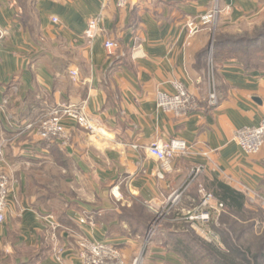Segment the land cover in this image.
Listing matches in <instances>:
<instances>
[{"label": "crops", "instance_id": "1", "mask_svg": "<svg viewBox=\"0 0 264 264\" xmlns=\"http://www.w3.org/2000/svg\"><path fill=\"white\" fill-rule=\"evenodd\" d=\"M216 2L225 8L223 27L264 11V0H134L122 8L105 0H0V137L14 138V126L70 104L84 106L98 129L90 133L65 120L71 144H56L69 161L73 194L52 209L37 201L26 174L37 161L53 159L49 142L34 130L16 138L19 145L15 141L8 152L23 160L14 165L17 173L23 169L15 178L5 163L14 179L0 223V264H81L75 253L80 234L120 247L129 259L141 235L132 206L150 211L166 204L200 164L203 178L264 197V146L250 155L235 139L238 129L264 117V72L220 61L214 66L219 103L209 106L216 27L203 26L194 35L187 28ZM97 15L101 29L90 43L85 30ZM107 41L115 47L106 48ZM205 50L210 54L201 62ZM178 82L198 101L186 115L157 104L159 92L173 93ZM173 138L185 140L191 153L165 169L146 147ZM58 248L65 249L61 260ZM151 253L159 259L153 264L177 262L164 249Z\"/></svg>", "mask_w": 264, "mask_h": 264}, {"label": "rangeland", "instance_id": "2", "mask_svg": "<svg viewBox=\"0 0 264 264\" xmlns=\"http://www.w3.org/2000/svg\"><path fill=\"white\" fill-rule=\"evenodd\" d=\"M223 25H225L224 20L219 17L216 27L218 30V34L222 33V36L220 38H223L225 40L227 38L233 39L242 36L254 37V35L258 34L264 28V11L254 19L230 24V26L228 27H223ZM215 32L216 31H214L212 47L214 53L216 52L215 55H217L218 58L221 56L220 53L228 52L227 54L238 56L239 58L237 59L240 60L242 64L247 65V67L258 68L264 71V65H257L258 62L264 63V40L262 44H257V46L253 47H249L248 45L244 44L235 45L233 43H229L224 47L217 49L214 47ZM216 37L218 38L219 35H217ZM227 58L229 57H223L221 60H225ZM51 116L52 112H50L43 118L33 121L34 123H36L35 127L38 128L41 124L43 125L44 122L49 120ZM66 128L68 131V127ZM33 130L35 131V129H32L25 133L21 132L22 134L17 133L15 134L14 138L10 137V139H8L7 135L0 137V144L4 142V147L6 150V155L3 162L1 163V167L3 168V171L9 176V192L10 185L14 177L17 178L19 172H21L23 169V166H20V171H18L17 173V170H19V168L16 169L17 167L14 165H20L21 161L23 160L19 161L11 157L12 154H10L8 151L10 147H13L17 137L25 135ZM36 134L39 136L37 132ZM68 135L69 137L63 141H60L56 138L43 139L49 143H56L57 141H60L65 148L71 144V136L69 131ZM15 144L16 146H18L19 141H16ZM53 153L55 156L52 160L50 159L48 162L42 163L44 162L43 159V161L41 160L42 164L37 161L38 163L32 165L30 169H26L28 181L33 187V191L37 196V201H47L46 207L49 209H52V205H58L59 201H65L67 197H72L73 194V189L71 186L72 181L70 180L71 169L69 168V161L65 159L67 160L65 168L60 163V161L64 160L62 154L55 151ZM6 162L11 166V172L13 173L11 174L14 175L13 178L12 175L8 174L5 170ZM63 168L67 169V171L63 172ZM203 173L204 172L199 174L197 177L192 179L189 184H187L185 190L183 191V195L181 196L182 201H178V203L173 207H171V204H163L159 208L151 209L149 212L144 210L145 214L143 212V217L145 218V223H147L148 226L144 227L142 225V227H140L141 235L139 238L137 249L132 253L129 259L127 258V256H125L120 247L107 241H97L87 237L86 235L80 234L76 238L75 253L78 259L81 261V264H84L80 256V243L81 241H83V239H87L92 242L107 243L109 245L115 246L122 253L126 264L156 263V261L159 259L153 258L152 256L154 254L152 255L151 253L154 247L164 249L167 252L169 251V253L172 254V258L177 261L176 263L171 264H212L206 258L207 254L203 247H201V244L202 242L212 243L217 245L218 248L222 249L224 246L221 240V233L223 234V230L228 231L232 239L242 246H251L253 249L259 247L262 239L264 238V197L260 193H254L241 189L246 193L248 198L246 208L243 213H230L226 208L224 210L223 206L222 210L216 212L212 220L208 223H204L196 217L194 219L190 218L191 216H196L200 210L199 206L203 198V194L200 192V188H204V192L206 194H212L210 191H208L207 188H205L203 184H197V181H201ZM216 202L218 201L214 198V200L212 201L213 207ZM131 209H135V206L133 205ZM134 211L139 214V211H137L136 209ZM175 212H182L181 214L184 215V219L177 221L171 220L170 217ZM81 222L86 221L83 218ZM136 224L137 223H135V226ZM183 231L186 232L185 236L177 234L178 232L181 233ZM178 240H183L191 248V253L188 254L189 257L175 250L176 241ZM64 250V248H58L55 250V256H57L59 260L62 259ZM155 255L159 254L156 253ZM136 260L138 261L135 263Z\"/></svg>", "mask_w": 264, "mask_h": 264}, {"label": "built area", "instance_id": "3", "mask_svg": "<svg viewBox=\"0 0 264 264\" xmlns=\"http://www.w3.org/2000/svg\"><path fill=\"white\" fill-rule=\"evenodd\" d=\"M106 2H113L119 8L126 7L130 5L134 0H105ZM225 11V8L220 7L216 2L215 6L208 12L200 15L198 18H192L187 21V28L190 35L197 33L203 26L210 25L215 28L220 15ZM57 21V19H54ZM102 20V15H97L92 17L87 24L85 30V37L91 43L100 33V23ZM113 41H107L105 43L106 48L112 49L115 47ZM71 74L76 77L78 71H72ZM208 105L216 106L219 103V97L217 93V86L215 81V70L213 57L210 56L209 66H208ZM175 91L173 93H167L164 91L159 92L157 104L158 106L166 112H171L176 115H186L189 112L197 108V98L193 93H191L187 87L178 82L174 85ZM52 116L49 120L45 121L40 127H35L36 123L28 122L22 126H14V130L17 133H25L29 130L35 129L41 138H56L60 141L65 140L69 137L67 131V125L65 120L69 119L74 121L80 127L88 129L90 133H97L98 129L93 125L91 118L85 111L84 106L80 105H65L53 109ZM23 127V129H22ZM21 133V134H22ZM235 139L241 146L246 154H257L264 146V117L259 124L254 126H246L240 128L235 133ZM134 147H138L134 145ZM146 150L156 157L163 168L169 169L171 162L174 158L179 156L188 155L191 153V147L187 142L180 138H173L168 142L155 141L146 147ZM207 154V153H205ZM6 155V150L4 147V142L0 144V223H2L6 216V209L8 206V195H9V176L3 171L1 163ZM204 171L203 165H197L191 170L190 179H194L199 174ZM188 182L184 186L186 188ZM185 189L174 191L166 204H171V207L176 205L180 201L183 191ZM200 192L203 194L202 201L200 203V210L196 216H191V219L195 217L208 223L214 217L216 212H219L223 208V203L216 202L214 207L212 201L214 196L212 194H206L204 188H200ZM81 248V258L84 264H126L122 253L118 248L107 243L92 242L83 239L80 243ZM138 260L135 261V263Z\"/></svg>", "mask_w": 264, "mask_h": 264}, {"label": "trees", "instance_id": "4", "mask_svg": "<svg viewBox=\"0 0 264 264\" xmlns=\"http://www.w3.org/2000/svg\"><path fill=\"white\" fill-rule=\"evenodd\" d=\"M207 27L212 28L210 25H208ZM213 30V28H212ZM212 30L210 29V31L212 32ZM215 39H214V47L215 48H221L224 47L226 44H235V45H240V44H244V45H248L249 47H253V46H257V44H262L263 40H264V28L256 35H254V37H247V36H242V37H236L233 39L227 38L226 40L223 38H220L222 36V33L218 34V30L217 27L215 29ZM219 35V37L217 38L216 36ZM216 53V52H215ZM214 50H213V58H214V66H216L220 61H226L229 59H233V60H237L239 61L241 64L242 62L240 60H238L237 58H239L238 56L232 55V54H227V53H220L221 56L220 57H229L225 60H221L222 58H218L217 55H215ZM210 54L209 50H205L204 52H202L200 54V58H201V62L203 60V58L208 57ZM220 59V60H219ZM202 63L199 62V66ZM246 69H250V70H259L264 72L261 69L258 68H249L247 67V65L242 64ZM257 65L262 66L264 65V63H260L258 62ZM215 79H216V86H217V93H218V78L217 75L215 73ZM218 97H219V93H218ZM44 140V139H43ZM46 141V140H45ZM42 142V141H41ZM50 144V148L51 150L54 152H60L61 149L58 147V145L56 143H49ZM61 153V152H60ZM63 156V155H62ZM63 161H60V163L62 165H66L67 159L65 156ZM59 162V161H58ZM197 184H203L205 186V188L208 189V191H210L214 198L218 201L223 203L224 205V210L225 208L233 214H238V213H243L245 211L246 208V204L248 201L247 195L245 192H243L242 190H239L233 186H231L230 184L226 183L225 181L219 179V178H213V179H206L203 178L201 179V181H197ZM43 199V198H42ZM135 209L137 211H139V216L137 217L136 221V227L137 230H140V227H142V225L144 227H147L148 224L145 223V218L143 217V212L144 210L149 212V210L147 209V207L142 206L141 204L137 203L134 205ZM135 209H131V210H135ZM126 211V209H125ZM145 214V212H144ZM171 220L173 221H177V220H183L184 219V215H182L180 212L178 213H174L171 217ZM144 220V221H143ZM182 224V223H180ZM180 226V225H179ZM179 235H186V232L183 231L181 233H177ZM225 234V235H224ZM264 237V236H263ZM238 238V237H237ZM221 240L223 242V248H218L217 245L212 244V243H204L202 242L201 247H203V249L205 250L206 254H207V259L212 263V264H264V238L261 241V244L259 247H257L256 249H253L251 246H242L239 243H236L232 237L230 236V233L228 231H224L223 230V234L221 233ZM175 250L187 257H189V253H191V248L189 247V245H187L183 240H178L176 241V247Z\"/></svg>", "mask_w": 264, "mask_h": 264}]
</instances>
